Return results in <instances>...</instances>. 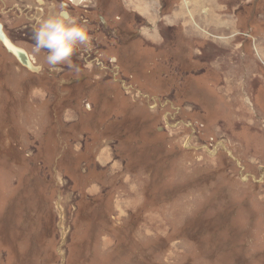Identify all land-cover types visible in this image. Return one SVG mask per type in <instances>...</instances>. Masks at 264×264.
<instances>
[{
	"label": "rangeland",
	"instance_id": "rangeland-1",
	"mask_svg": "<svg viewBox=\"0 0 264 264\" xmlns=\"http://www.w3.org/2000/svg\"><path fill=\"white\" fill-rule=\"evenodd\" d=\"M41 1L0 0V264H264V0Z\"/></svg>",
	"mask_w": 264,
	"mask_h": 264
},
{
	"label": "clouds",
	"instance_id": "clouds-1",
	"mask_svg": "<svg viewBox=\"0 0 264 264\" xmlns=\"http://www.w3.org/2000/svg\"><path fill=\"white\" fill-rule=\"evenodd\" d=\"M83 2V0H74ZM33 52L46 54V63L56 70L58 65H71V58L79 46H88L90 36L87 30L77 22L76 18L65 20L63 14L51 15L37 20L33 28Z\"/></svg>",
	"mask_w": 264,
	"mask_h": 264
},
{
	"label": "bare ground",
	"instance_id": "bare-ground-1",
	"mask_svg": "<svg viewBox=\"0 0 264 264\" xmlns=\"http://www.w3.org/2000/svg\"><path fill=\"white\" fill-rule=\"evenodd\" d=\"M69 1L74 2V0H69ZM74 3L77 4V2H74ZM79 3H81V2H79ZM64 16H67V15H64ZM3 39H4V44H5L6 49L8 50V52L10 54H12L19 61V63L21 65L26 66L27 68H30L33 71L36 70V69H33L34 67H33V65H32L27 53L25 52V50H22L19 47H16L15 45H13L10 41H8L5 38V36L3 37ZM24 61L25 62L27 61V63H25Z\"/></svg>",
	"mask_w": 264,
	"mask_h": 264
},
{
	"label": "flooded vegetation",
	"instance_id": "flooded-vegetation-1",
	"mask_svg": "<svg viewBox=\"0 0 264 264\" xmlns=\"http://www.w3.org/2000/svg\"><path fill=\"white\" fill-rule=\"evenodd\" d=\"M37 2H38V3H42L41 0H39V1L37 0ZM71 2H72V1H71ZM74 4H76V3H74ZM80 5H81V3H80ZM67 16L69 17V15H67ZM63 17H64V16H63ZM69 18H70V17H69Z\"/></svg>",
	"mask_w": 264,
	"mask_h": 264
},
{
	"label": "water",
	"instance_id": "water-1",
	"mask_svg": "<svg viewBox=\"0 0 264 264\" xmlns=\"http://www.w3.org/2000/svg\"><path fill=\"white\" fill-rule=\"evenodd\" d=\"M3 41V40H2ZM5 45V44H4Z\"/></svg>",
	"mask_w": 264,
	"mask_h": 264
}]
</instances>
